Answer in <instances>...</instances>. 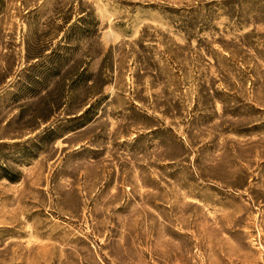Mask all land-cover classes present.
Returning a JSON list of instances; mask_svg holds the SVG:
<instances>
[{
  "label": "rangeland",
  "instance_id": "obj_1",
  "mask_svg": "<svg viewBox=\"0 0 264 264\" xmlns=\"http://www.w3.org/2000/svg\"><path fill=\"white\" fill-rule=\"evenodd\" d=\"M0 264H264V0H0Z\"/></svg>",
  "mask_w": 264,
  "mask_h": 264
}]
</instances>
